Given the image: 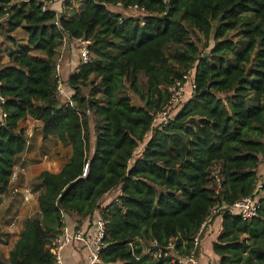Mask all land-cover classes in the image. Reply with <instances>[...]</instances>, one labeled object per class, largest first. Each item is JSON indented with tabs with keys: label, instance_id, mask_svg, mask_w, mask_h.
Listing matches in <instances>:
<instances>
[{
	"label": "trees",
	"instance_id": "obj_1",
	"mask_svg": "<svg viewBox=\"0 0 264 264\" xmlns=\"http://www.w3.org/2000/svg\"><path fill=\"white\" fill-rule=\"evenodd\" d=\"M11 1L0 6L9 9L0 32L16 46L8 65L0 59V95L7 114L0 123V206L19 159L36 144L43 157L53 153L63 164L58 173L40 175L42 220L27 221L8 264H54L49 246L66 226L63 216L75 218L80 229L81 220L96 212L109 221L97 264H176L145 256L144 248L152 241L166 247L177 239V248L183 252L186 244L184 252H189L216 205L253 196L259 183L257 217L244 222L221 213L210 249L219 264H264V177L259 179L264 0H86L81 14L70 20L43 11L53 0L12 7ZM134 6L146 15L128 16ZM19 29L27 34V48L12 36ZM64 35L92 40L91 62L69 80L74 106L55 97ZM211 40L214 47L205 59L201 47ZM33 52L45 59H34ZM190 71L196 96L178 108L167 127L156 128L145 151L135 157L168 102L166 89ZM30 120L41 124L32 135ZM33 162L39 160L24 168ZM216 165L222 169L219 195L210 179ZM116 192V200L103 207L102 199ZM23 201L22 189L9 204L2 228L17 219Z\"/></svg>",
	"mask_w": 264,
	"mask_h": 264
},
{
	"label": "built area",
	"instance_id": "obj_2",
	"mask_svg": "<svg viewBox=\"0 0 264 264\" xmlns=\"http://www.w3.org/2000/svg\"><path fill=\"white\" fill-rule=\"evenodd\" d=\"M72 0H53L46 3V6L43 8L44 12H47L50 7L55 3H67ZM168 0H164V3H167ZM121 9V5L119 4ZM130 12L144 16L145 10L141 9L138 6L130 7ZM8 18V15H3L0 11V21ZM59 26V24H57ZM60 27V26H59ZM92 46V40H86L83 38L80 39H71L67 35H64L61 49L58 53L56 60V69H55V78H56V91L55 97L56 100L70 104L72 103L71 96L69 95V90L71 85L69 83L70 77L79 73L80 68L89 64L92 60V55L90 48ZM72 51L75 55L78 56L77 62L71 60L69 66L71 67V73L65 76L63 74V66L66 59V52ZM74 68V69H73ZM1 86V84H0ZM168 94V102L161 110L157 113L156 117L153 120L151 125V131L145 135V143L134 152V156L137 157L145 151L146 143L152 138L153 131L158 128H165L177 116L178 108L188 100V98L195 97L197 94V86L193 79L192 71L186 75L183 80H177L166 89ZM6 103V99L0 95V123L3 124L7 118V114L3 111V106ZM221 167L216 165L210 174V179L212 182L213 190L215 195H219L222 191V176H221ZM89 172V165L85 166L83 178H86ZM262 189L261 183L258 184L257 189L253 196L240 199L232 205H216L210 212L209 217L203 222L200 227V230L193 240L192 249L189 252H184L188 250L186 244H184V251L177 248V239L170 240L166 247H160L157 241H152L144 248L143 254L149 256L154 260L161 259H171L173 263L176 264H201L199 260V250L202 238L214 219L219 217L223 212H230L236 216L241 217L244 222H252L258 215L259 210L261 209L260 201V190ZM25 199L32 200L33 197L29 191H25ZM116 200V199H115ZM109 224V221L103 220L102 218L97 222L93 231L90 234H86L83 231L71 230L68 226H65L59 234H57L50 243V249L54 257V264H64V252L67 247L72 243L78 242L85 245L89 251V264H97L99 262V255L104 249V238L106 227Z\"/></svg>",
	"mask_w": 264,
	"mask_h": 264
},
{
	"label": "rangeland",
	"instance_id": "obj_3",
	"mask_svg": "<svg viewBox=\"0 0 264 264\" xmlns=\"http://www.w3.org/2000/svg\"><path fill=\"white\" fill-rule=\"evenodd\" d=\"M17 1V0H15ZM18 1H22V0H18ZM86 0H73L71 2H67V3H61V8H62V13L65 15V18L70 20L74 17H77L81 14L82 12V8L84 6ZM22 4V2L20 3V5ZM128 16H133V17H139L140 15L138 14H134V13H128ZM16 39L18 41L19 44L24 45V41L26 40V33L24 32V30H21L20 32H18ZM13 46L14 43L11 42L10 40H8L3 33L0 32V59L1 62H5L7 61V56L9 55V52L11 50H13ZM214 47V42L211 40L209 42H204L203 46L201 47V51L203 53V57L205 59H208L210 57L211 54V50ZM70 51L67 50L66 54L69 53ZM171 52L168 50L167 51V56L170 57ZM32 57L36 60H44L45 56L42 53H38V52H33L32 53ZM76 58L78 60V56L76 55ZM147 81V79L144 76H140V83L141 84H145ZM127 96L131 99V101L133 102V104L138 105V99L136 96H134L130 91H126ZM30 124V131L34 132V130L36 128H38V126H40L41 124L37 121L34 120H30L29 122ZM91 128H92V143L95 139V133H94V129H93V124H91ZM30 132V134H31ZM40 146L39 145H35V149H33L30 153H27L25 155H23L18 163L17 166L15 168V172H14V178L10 187V191L8 193H6L1 199V206H0V223H2V219L3 216L6 212V210L8 209L9 204L12 201H15L17 199L16 197V189L21 192V190L23 189L24 192L25 191H29L30 194L33 197L32 202H29V204H27L24 200V204L22 205L21 209L19 210L18 213V218L19 221L22 224H26L27 221L29 220H35V219H41V214L39 213V204H38V199L40 197V195L42 194V190H43V186L41 181L39 180L40 175L45 172V171H49L52 173H58L63 164L62 162H56L55 160H53L51 158V156L53 155V153L51 155H49V157H43L40 151ZM57 151H61V148H56ZM93 151V150H92ZM65 153L62 152L61 155H64ZM92 154V153H91ZM34 159H38L39 161L42 159V162L40 164L37 165H29L28 167L24 168V164H26L29 161H32ZM264 177V160L262 162V164L260 165L259 168V179H262ZM15 192V193H14ZM35 197V198H34ZM115 195H110L107 196V200L108 202L114 201ZM16 221V220H15ZM6 229L2 226H0V242L4 243V241L7 242V235L6 234ZM7 252H8V248L4 247L2 249H0V264H8V258H7Z\"/></svg>",
	"mask_w": 264,
	"mask_h": 264
},
{
	"label": "crops",
	"instance_id": "obj_4",
	"mask_svg": "<svg viewBox=\"0 0 264 264\" xmlns=\"http://www.w3.org/2000/svg\"><path fill=\"white\" fill-rule=\"evenodd\" d=\"M4 1H6V0H0V6L5 4ZM29 1L30 0H22L21 5L26 4ZM21 2L18 0L17 1L12 0L10 3V6L11 7L12 6H21L20 5ZM8 10L9 9H4V10H0V11L2 12V14L4 13V15H8V13H7ZM50 10L55 11L58 14V17H60V14H63L61 12L62 11L61 3L53 4L50 7ZM6 21H7V18L3 19V21H0V23L1 22L6 23ZM21 30L22 29H19L18 31L14 32L12 34V36L16 39L18 32H20ZM24 43H25L24 45H21L18 43L19 47L20 48H27L28 47L27 34H26V40L24 41ZM13 50H16L15 44L13 46ZM13 50H11V51H13ZM31 56H32V53H31ZM6 59H7V61H5L3 63L1 62L2 65H8L9 64V61H10L9 55L7 56ZM71 60L75 63L77 62L76 55H75V53H72V51L66 54V59L64 62V66H63V74L65 76L70 74L72 71L71 67L69 66ZM30 132L31 131L29 130V134H30ZM32 134H33V131L31 132L30 135H32ZM45 157H49V156H45ZM51 158L53 160H55L57 163L60 162L57 157H51ZM41 162H42V159L38 163L33 162V163H30L29 165H37V164H40ZM42 191H44V188ZM15 192H16V196L18 197V193H20V192L17 189ZM117 194H118L117 192L113 193V195H117ZM24 200L27 204H29V202H32L33 199L32 200L25 199V192H24ZM111 202H108L107 196H105L101 201L103 207H106ZM23 204H24V201H23L22 205ZM39 213H40V210H39ZM63 218L65 220L66 226H68L71 230H73V231L80 230L86 234H90L91 231H93L97 222L101 219V216H100V213L96 212L95 215L93 216V218L89 217L85 220H81L82 224L80 226V229H76V227H78L79 224L77 223V220L75 218H70V217L66 218L65 215L63 216ZM25 225L26 224H22L19 221V219H16V221H14L12 223V225L6 229L7 231H6L5 235H7V242L6 241H4V243L0 242V249H2L4 247L8 248L7 258H9L10 251L13 249V247L17 243L18 239L20 238V235L24 231ZM219 228H220V219H219V217H217L216 219L213 220V223L209 225V227L207 228V230H206V232L202 238L200 250H199V260H200L201 264H219V258L217 256H215L211 252V249H210L212 243L216 240V237L219 234ZM63 256H64V264H89V251H88L87 247L85 245H83L82 243H78V242L72 243L69 247L66 248Z\"/></svg>",
	"mask_w": 264,
	"mask_h": 264
}]
</instances>
